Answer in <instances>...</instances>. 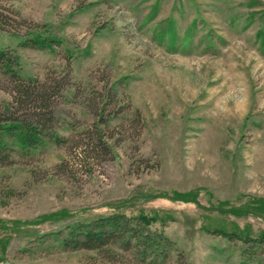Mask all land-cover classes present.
Returning <instances> with one entry per match:
<instances>
[{"label": "rangeland", "instance_id": "374dc122", "mask_svg": "<svg viewBox=\"0 0 264 264\" xmlns=\"http://www.w3.org/2000/svg\"><path fill=\"white\" fill-rule=\"evenodd\" d=\"M0 12L4 61L63 83L52 134L96 124L112 154L57 174L73 164L67 142L32 149L1 131L0 264H264V0H0ZM109 216L130 221L112 244L66 243Z\"/></svg>", "mask_w": 264, "mask_h": 264}, {"label": "trees", "instance_id": "16d2710c", "mask_svg": "<svg viewBox=\"0 0 264 264\" xmlns=\"http://www.w3.org/2000/svg\"><path fill=\"white\" fill-rule=\"evenodd\" d=\"M8 16L0 12V25L8 23ZM4 57H6L5 53L0 51V62L3 63L7 75L10 76L8 91L12 96L13 103L9 110L0 108V132L4 131L13 135L22 132V146L32 149L38 148L43 139L50 137L56 144L67 142L69 156L73 164L69 165L65 161L61 162L55 167L57 174L73 171L74 165L82 169H88L95 163L106 160L112 155L107 142V139L111 136H103L106 133L105 129L102 132L103 135H101L99 126L96 124L67 139L61 140L58 136L53 135L52 131L55 129L53 103L56 96L62 93V81L51 79L40 82L37 79H25L15 70H12L10 66L12 60L5 58L4 61ZM108 101L112 102V100L107 99L106 102L108 103ZM100 119V121H103L102 116H100ZM136 120L138 121L137 118ZM104 127L106 128V126ZM5 158L1 157L0 160L2 161ZM120 218L126 219L122 216H109L99 220L95 225L93 224V227H87L88 230H80L77 236L72 232L70 236L74 238V241L71 240L66 243L82 250H101L112 244L118 235V230H121L123 226L128 225L130 222L129 219H126L125 224H123ZM135 233V231L131 232L129 238H135Z\"/></svg>", "mask_w": 264, "mask_h": 264}]
</instances>
